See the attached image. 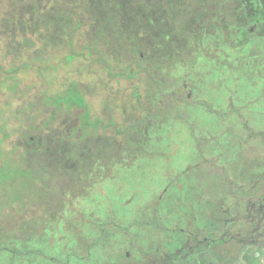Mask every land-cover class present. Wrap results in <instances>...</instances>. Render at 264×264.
I'll return each instance as SVG.
<instances>
[{
  "label": "rangeland",
  "instance_id": "rangeland-1",
  "mask_svg": "<svg viewBox=\"0 0 264 264\" xmlns=\"http://www.w3.org/2000/svg\"><path fill=\"white\" fill-rule=\"evenodd\" d=\"M138 2L0 0V264L264 262V205L244 194L264 186V38L241 69L199 9ZM99 56L150 75L116 82ZM69 87L99 126L49 103Z\"/></svg>",
  "mask_w": 264,
  "mask_h": 264
},
{
  "label": "trees",
  "instance_id": "trees-1",
  "mask_svg": "<svg viewBox=\"0 0 264 264\" xmlns=\"http://www.w3.org/2000/svg\"><path fill=\"white\" fill-rule=\"evenodd\" d=\"M127 2V0H125ZM139 0H130L133 6V15L138 8L142 5H139ZM176 4L180 6L181 10H185L187 16L193 15L195 13H190L189 9L195 10L199 9L202 13L197 14L200 16H204L205 19L201 20V24H204L206 28L211 31V35L214 36V39H217V50L224 51L226 55L229 57L235 58L239 65L242 66L241 69L246 68V64L248 63L249 57H245V53L247 52V47L251 42H255L253 38H264V0H174ZM170 3V2H169ZM119 7V6H118ZM180 11V10H177ZM188 11V13H187ZM120 13V12H119ZM119 16V14L117 15ZM122 16V15H121ZM185 16V15H184ZM194 16V15H193ZM130 16L123 18L119 16L118 21H123V25L126 27V23L130 20ZM109 20V19H108ZM133 22V21H131ZM130 23V22H129ZM113 26V25H112ZM116 31L114 32L117 36L122 32H125L122 27L117 28L113 26ZM132 28V25H130ZM114 30V29H113ZM120 30V31H119ZM127 30V28H126ZM258 32V34L256 33ZM128 33V30H127ZM127 33L125 35H127ZM221 43V44H220ZM216 47V46H215ZM89 54V53H88ZM82 52L70 54L68 57L70 62H66L64 64L68 65L77 57L82 56ZM218 55V54H216ZM96 58V57H95ZM68 63V64H67ZM100 64L107 71L108 75L113 78L116 82L120 80L130 81L138 77L140 73L145 72L150 75L149 71L146 68H142L144 60L140 57L138 61L132 63L130 65L121 66L117 62H111L105 60L103 56H99L98 59H90V64ZM30 65H35L33 63H24L21 68H16L12 70H6L7 77H12L14 74H17L20 71H27L30 69ZM54 70V69H52ZM50 70V72L52 71ZM40 71V68H38ZM215 72V71H214ZM240 75L243 77V74L246 73L243 70L239 69ZM256 72V71H254ZM49 73V72H48ZM7 79L4 78L3 81H0V85L5 82ZM49 103L56 107H63L65 110H70L74 107L83 108L82 113V127L91 126L97 127L101 124L100 120L91 121L90 119V110L88 107L85 98L78 92L77 88L69 87L67 88L63 94L59 96L49 97ZM187 102L188 98H184ZM199 104H205L209 107L210 112L215 115V117L225 121L227 117L231 114L236 115V109L233 106L229 105L225 112L220 113L219 111H215L211 109L210 105H207L205 101H201ZM111 125H114L112 121L109 119L107 124H104V128H108ZM244 126L247 125L244 123ZM264 188V186H261ZM13 249V248H12ZM26 254H36L42 255L39 251H27L24 252L23 255ZM168 256V254H167Z\"/></svg>",
  "mask_w": 264,
  "mask_h": 264
},
{
  "label": "flooded vegetation",
  "instance_id": "flooded-vegetation-1",
  "mask_svg": "<svg viewBox=\"0 0 264 264\" xmlns=\"http://www.w3.org/2000/svg\"><path fill=\"white\" fill-rule=\"evenodd\" d=\"M254 190L252 189V190H246V191H244V194H246L247 196H248V198H250V199H252V200H254L255 202H256V204L258 205V207H263V205H264V188H262L261 189V192H253ZM255 193H259L260 194V197H259V199H256L255 200V196H256V194ZM189 235H190V233H187V237H186V239H188V241H191V238L192 237H189ZM214 240H216V239H214L213 237H210L209 238V243H218V242H216V241H214ZM219 240V242L221 241V239H218Z\"/></svg>",
  "mask_w": 264,
  "mask_h": 264
},
{
  "label": "crops",
  "instance_id": "crops-1",
  "mask_svg": "<svg viewBox=\"0 0 264 264\" xmlns=\"http://www.w3.org/2000/svg\"><path fill=\"white\" fill-rule=\"evenodd\" d=\"M264 194V193H263ZM253 203H255L256 204V202L253 200L252 201ZM258 207V205H256V208ZM257 209H261V208H257ZM217 215H219V217H224V216H227L226 214H222V213H220V214H217ZM187 243L189 244V241L187 240ZM260 246L264 249V244H260ZM260 247L259 246H256V249H259ZM249 253H247V255H248ZM127 258V257H126ZM249 258V257H248ZM127 260V259H126ZM251 260V261H250ZM249 260V264H264V262H262L261 260H260V257L256 260V262L257 263H254L253 262V260L252 259H250ZM127 262H128V260H127ZM200 262L202 263V264H217L216 263V261H210V262H208V260H206L205 258H201L200 259ZM178 263V262H177ZM244 264H246V263H244Z\"/></svg>",
  "mask_w": 264,
  "mask_h": 264
}]
</instances>
